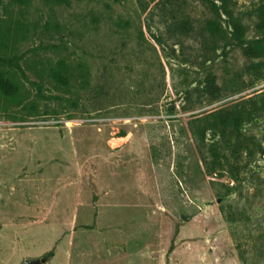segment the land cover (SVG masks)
<instances>
[{"label": "rangeland", "instance_id": "374dc122", "mask_svg": "<svg viewBox=\"0 0 264 264\" xmlns=\"http://www.w3.org/2000/svg\"><path fill=\"white\" fill-rule=\"evenodd\" d=\"M158 1L0 0V31L23 24L0 65V264H264V110L192 130L264 88V58L202 37L201 0ZM213 80L243 89L207 103Z\"/></svg>", "mask_w": 264, "mask_h": 264}, {"label": "trees", "instance_id": "16d2710c", "mask_svg": "<svg viewBox=\"0 0 264 264\" xmlns=\"http://www.w3.org/2000/svg\"><path fill=\"white\" fill-rule=\"evenodd\" d=\"M14 1L23 4L27 2V0ZM201 1L209 9L210 13L215 16L217 15V19L208 17L205 20L201 28L202 37H206L212 44L219 41L223 45L225 52L229 47H235L242 49L244 54L251 59L264 58V0H257L253 7V14L258 19V22L256 33L252 37H248L243 14L238 9V0ZM157 5L164 8L163 5L161 6V0L158 1ZM12 25V21L10 20L8 21V25L0 31V65L7 63L6 53L9 49L10 41L16 38V35L19 34V30L23 26L22 23L17 22V26L13 30ZM262 67H264V60L252 62L247 66L248 72L253 71V74L256 76L255 79L251 80L249 86L264 80ZM242 89L226 91L222 85L213 80L209 83L205 102L216 101ZM253 99H255L254 108L251 111L244 109L245 103ZM258 99H260L259 103ZM261 110H264V88L252 92L248 98H245V95H243L238 100H231L222 107L214 108L207 113L194 116L192 130L196 134L200 145L205 146L206 136L209 132L220 130L224 122L228 123L229 120H239L241 122L242 119L249 118L251 114H254V117H258ZM214 164L215 161L212 160L210 162L212 170L215 168Z\"/></svg>", "mask_w": 264, "mask_h": 264}, {"label": "water", "instance_id": "95a60500", "mask_svg": "<svg viewBox=\"0 0 264 264\" xmlns=\"http://www.w3.org/2000/svg\"><path fill=\"white\" fill-rule=\"evenodd\" d=\"M45 261H46V258H42L40 261H33V262L27 261L25 264H43V262Z\"/></svg>", "mask_w": 264, "mask_h": 264}]
</instances>
